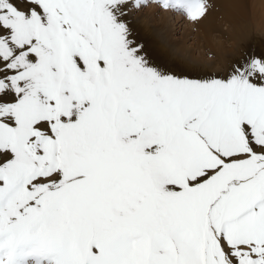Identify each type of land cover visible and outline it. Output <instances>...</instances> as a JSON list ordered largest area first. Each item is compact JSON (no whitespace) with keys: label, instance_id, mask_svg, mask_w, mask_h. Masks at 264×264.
Listing matches in <instances>:
<instances>
[{"label":"snow or ice","instance_id":"1","mask_svg":"<svg viewBox=\"0 0 264 264\" xmlns=\"http://www.w3.org/2000/svg\"><path fill=\"white\" fill-rule=\"evenodd\" d=\"M153 5L209 11L0 0V264H264V48L190 69Z\"/></svg>","mask_w":264,"mask_h":264},{"label":"bare ground","instance_id":"2","mask_svg":"<svg viewBox=\"0 0 264 264\" xmlns=\"http://www.w3.org/2000/svg\"><path fill=\"white\" fill-rule=\"evenodd\" d=\"M206 3L209 11L199 22H191V33L196 48L202 47L216 58L210 61L183 48L190 61L177 63L201 72H220L227 60L239 55L246 44L255 45L256 49L264 48V0H206ZM162 22L168 26L167 21ZM180 26L174 23L171 30ZM165 33H169L167 27Z\"/></svg>","mask_w":264,"mask_h":264},{"label":"rangeland","instance_id":"3","mask_svg":"<svg viewBox=\"0 0 264 264\" xmlns=\"http://www.w3.org/2000/svg\"><path fill=\"white\" fill-rule=\"evenodd\" d=\"M130 19L153 42L158 53L164 58L175 62L179 60L190 61L187 59L185 52H183V48H185L193 50L194 56L201 54L210 61L215 60L212 55L207 53V50H203L202 47L196 48L193 41L194 34L191 33V21L182 13L162 10L158 6L153 5L143 12L130 17ZM163 20L168 22V26L162 22ZM174 23L181 26L172 31L171 26ZM166 27L169 33H165ZM249 48L256 47L255 45L246 44L243 51H247Z\"/></svg>","mask_w":264,"mask_h":264}]
</instances>
